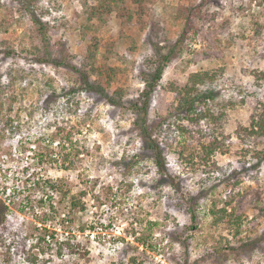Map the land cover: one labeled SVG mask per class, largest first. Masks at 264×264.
Wrapping results in <instances>:
<instances>
[{
	"label": "rangeland",
	"instance_id": "374dc122",
	"mask_svg": "<svg viewBox=\"0 0 264 264\" xmlns=\"http://www.w3.org/2000/svg\"><path fill=\"white\" fill-rule=\"evenodd\" d=\"M35 1L27 13L19 0H0V76L3 84L14 80L16 89L24 90L15 106L21 112L14 115L19 114L20 132L0 139V219L5 217L7 227L0 264H31L28 255L39 251L33 249L34 227L40 226L33 215L41 212L36 203L41 191H18L31 173L64 180L85 205L73 223L62 221L65 211L48 222L55 238L71 232L87 247L88 262L77 264H127L130 257L142 264H264V163L256 170L251 156L236 155L240 144L233 135L238 124L247 125L257 103H264V84L257 85L251 75L264 70V0H143L141 5L124 0L125 17L114 11L86 32L101 42L97 65L115 70V79L101 81L102 86L110 94L119 92L124 102L139 97L143 73L151 72L160 48L162 53L171 50L161 86L185 84L191 73L215 72L210 84L215 103L234 100L224 128L229 153L213 156L217 169L203 166L195 153L191 160V140L169 135L164 152L170 184L159 179L130 112L107 105L94 93L68 95L78 74L37 61L49 54L52 60L65 56L87 71L83 47L90 40L81 42L79 30L84 0ZM190 8L187 24L183 9ZM33 18L44 25V38ZM155 99L149 120L155 117ZM55 126L74 128L72 139L81 154L70 170L35 163ZM59 142L50 143L55 154ZM229 178L240 180L235 190L227 187ZM230 192L243 219L237 237L226 225L213 226L208 213L209 196L223 198ZM27 196L35 201L34 211L23 208ZM81 225L86 226L83 234Z\"/></svg>",
	"mask_w": 264,
	"mask_h": 264
},
{
	"label": "trees",
	"instance_id": "16d2710c",
	"mask_svg": "<svg viewBox=\"0 0 264 264\" xmlns=\"http://www.w3.org/2000/svg\"><path fill=\"white\" fill-rule=\"evenodd\" d=\"M19 1L26 5L25 11L27 13L32 12L30 6H34L35 0ZM87 1L84 0L83 2V20L79 29L81 42L87 39L90 40L89 44L83 47L86 54L87 71L66 62L65 56H62L60 60H52L49 54L45 57L41 56L37 61L39 63H52L58 67L64 66L78 74L77 85L69 88L68 95L74 96L75 93L83 92L94 93L100 95L107 105L130 112L134 117L133 126L145 146V150L150 153V160L156 169L157 175L165 183L170 184L169 180L171 178L164 152V147L168 145L171 133H176L181 139L184 138L185 142L191 140L194 143L195 152L190 153L191 160L195 153V157L203 166L217 169L213 156L216 153L221 155L229 153V147L225 144V138H228V136L224 135V128L228 122L227 110L234 106L235 102L230 100L215 103L213 91L210 89V84L216 80L215 72L191 73L185 84L181 85L169 81L165 86H161V77L166 63L170 60L171 50L162 53L160 48L156 59L151 61V72L149 74L143 73L144 88L139 97L133 101L124 102L119 92L115 91L110 94L102 86L101 81H106L109 84L115 79V70L107 67L105 63L100 66L97 65L101 42L95 36H89L86 32L93 27L94 22L98 24L105 23L108 16L114 11L121 18L125 17L126 14H123L125 2L124 0H92L93 3L88 5ZM134 1L139 5L143 2V0ZM202 5L200 4V6ZM191 10L190 8L187 12L186 9H183L187 24L192 19ZM128 19H130V16ZM33 22L38 25L40 34L44 38V25L34 18ZM185 33L186 31L183 30V36ZM6 55L9 56L10 52H7ZM102 58L104 59L103 56ZM251 73L257 85L264 84V70H256ZM92 77H95V79L92 80ZM157 88L159 91H157ZM23 94L24 90L18 91L16 89L14 80L3 84L0 76V139L3 138L4 133L15 135L20 132L19 114L14 115L18 111L21 112L20 108L15 110V106L19 97L24 96ZM167 96H170L169 100ZM153 97L156 98L155 117L149 120L148 111ZM240 103L243 105L244 101L241 100ZM73 129V127L68 129L64 126H55L52 140L59 139L60 153H54L50 148V143L53 141L49 140L46 145L44 144L43 152L40 151L39 154H36L35 163L41 166L47 165L49 168L56 167L64 171L74 168V161L79 159L81 152L77 142L72 139ZM233 135L240 144V149L236 152V155L244 159L251 156L255 160L253 167L259 170L262 163H264V143L261 142L264 139V103H257L249 116L247 125L238 124ZM179 154L182 156V152ZM229 180L230 178L227 180L226 185L231 187V191L235 190L240 184V180L235 179L233 182ZM22 188L18 191L21 193L26 191L27 195L30 193L29 191H41V196L36 201L41 212L33 215L37 220L36 223L40 225L34 227L38 235L35 238L33 249L37 248L39 251L28 255L27 260L31 264H52L55 257L58 260L56 264L88 262L90 254L87 247L72 236L71 232H68L67 236L59 240L55 238V232L48 229V222L54 220L56 216H60L62 211H65L62 214V221L68 224L75 221L78 212L85 211V205L78 196L72 194L71 187L62 179L53 180L46 176L31 173L27 174ZM27 197L23 208L28 207L34 211L31 203L35 201L30 202L29 197ZM208 198V213L211 216L212 225H226L233 237L240 235L243 219L237 215L234 193L230 192L223 198L212 194ZM5 221V217L0 219V240L2 234L7 231ZM85 229L86 226L81 225L79 232L83 234ZM39 254L47 258H40ZM127 264L142 263L136 257H130Z\"/></svg>",
	"mask_w": 264,
	"mask_h": 264
},
{
	"label": "built area",
	"instance_id": "2783aa9c",
	"mask_svg": "<svg viewBox=\"0 0 264 264\" xmlns=\"http://www.w3.org/2000/svg\"><path fill=\"white\" fill-rule=\"evenodd\" d=\"M1 191H2V188H1ZM2 194H3V193H2ZM10 202H11V201H10V200H8V201H7V205H8Z\"/></svg>",
	"mask_w": 264,
	"mask_h": 264
}]
</instances>
